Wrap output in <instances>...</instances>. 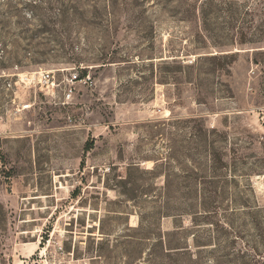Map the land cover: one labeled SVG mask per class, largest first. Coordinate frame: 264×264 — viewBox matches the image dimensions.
<instances>
[{
    "label": "rangeland",
    "instance_id": "1",
    "mask_svg": "<svg viewBox=\"0 0 264 264\" xmlns=\"http://www.w3.org/2000/svg\"><path fill=\"white\" fill-rule=\"evenodd\" d=\"M49 261L264 264V0H0V264Z\"/></svg>",
    "mask_w": 264,
    "mask_h": 264
},
{
    "label": "built area",
    "instance_id": "2",
    "mask_svg": "<svg viewBox=\"0 0 264 264\" xmlns=\"http://www.w3.org/2000/svg\"><path fill=\"white\" fill-rule=\"evenodd\" d=\"M20 80L27 82L28 85L39 86L40 89L45 90L52 95L56 94L58 90H62V95L65 102H69L74 94L75 84L77 82L87 83L90 80L88 75L83 77L78 76L77 72H71L63 75L61 80H58L54 73L46 70L32 72V74H23ZM10 84V83H9ZM45 264H54L53 261L46 262Z\"/></svg>",
    "mask_w": 264,
    "mask_h": 264
},
{
    "label": "trees",
    "instance_id": "3",
    "mask_svg": "<svg viewBox=\"0 0 264 264\" xmlns=\"http://www.w3.org/2000/svg\"><path fill=\"white\" fill-rule=\"evenodd\" d=\"M230 9H231V11H230L231 13L236 14L238 12L237 9H235V10H234V8H230ZM241 38H246V33L245 32H241ZM243 42H245V41H243ZM212 60H217V57L213 56ZM233 60H234L233 58H230V61L229 62L227 61L225 63V65L229 66L232 63ZM220 66L223 67V64H220ZM83 76H85V75L83 74L81 77H83Z\"/></svg>",
    "mask_w": 264,
    "mask_h": 264
}]
</instances>
